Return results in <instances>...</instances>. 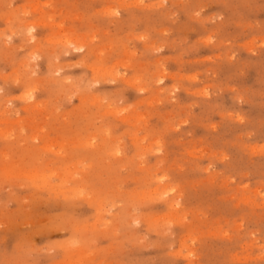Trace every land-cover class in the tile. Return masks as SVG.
Masks as SVG:
<instances>
[{
	"label": "rangeland",
	"instance_id": "obj_1",
	"mask_svg": "<svg viewBox=\"0 0 264 264\" xmlns=\"http://www.w3.org/2000/svg\"><path fill=\"white\" fill-rule=\"evenodd\" d=\"M0 264H264V0H0Z\"/></svg>",
	"mask_w": 264,
	"mask_h": 264
},
{
	"label": "bare ground",
	"instance_id": "obj_2",
	"mask_svg": "<svg viewBox=\"0 0 264 264\" xmlns=\"http://www.w3.org/2000/svg\"><path fill=\"white\" fill-rule=\"evenodd\" d=\"M67 44H71V42H67Z\"/></svg>",
	"mask_w": 264,
	"mask_h": 264
}]
</instances>
